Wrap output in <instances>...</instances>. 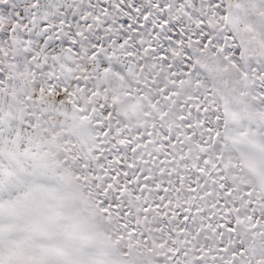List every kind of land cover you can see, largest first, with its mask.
Returning <instances> with one entry per match:
<instances>
[{
  "label": "snow or ice",
  "instance_id": "1",
  "mask_svg": "<svg viewBox=\"0 0 264 264\" xmlns=\"http://www.w3.org/2000/svg\"><path fill=\"white\" fill-rule=\"evenodd\" d=\"M0 264H264V0H0Z\"/></svg>",
  "mask_w": 264,
  "mask_h": 264
}]
</instances>
